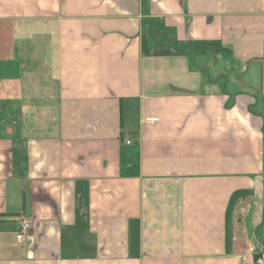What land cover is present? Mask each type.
I'll return each mask as SVG.
<instances>
[{
    "label": "crops",
    "instance_id": "obj_1",
    "mask_svg": "<svg viewBox=\"0 0 264 264\" xmlns=\"http://www.w3.org/2000/svg\"><path fill=\"white\" fill-rule=\"evenodd\" d=\"M260 255L264 0H0V264Z\"/></svg>",
    "mask_w": 264,
    "mask_h": 264
},
{
    "label": "built area",
    "instance_id": "obj_2",
    "mask_svg": "<svg viewBox=\"0 0 264 264\" xmlns=\"http://www.w3.org/2000/svg\"><path fill=\"white\" fill-rule=\"evenodd\" d=\"M158 118L157 117H147L144 119V121L148 122H155ZM129 143V141H127ZM32 229V221L25 217L24 215H21L18 217V232L16 234V239L18 241H28L31 237ZM251 261H249L247 264H264V260L262 255L257 256L256 258L249 257Z\"/></svg>",
    "mask_w": 264,
    "mask_h": 264
},
{
    "label": "trees",
    "instance_id": "obj_3",
    "mask_svg": "<svg viewBox=\"0 0 264 264\" xmlns=\"http://www.w3.org/2000/svg\"><path fill=\"white\" fill-rule=\"evenodd\" d=\"M234 198H235V195L232 197V200H231V202H233ZM231 202H230V203H231Z\"/></svg>",
    "mask_w": 264,
    "mask_h": 264
}]
</instances>
